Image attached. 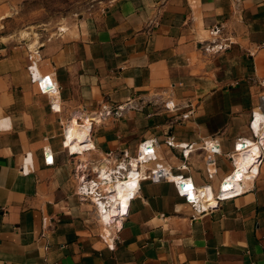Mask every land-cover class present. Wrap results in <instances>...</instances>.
<instances>
[{
  "label": "crops",
  "instance_id": "obj_1",
  "mask_svg": "<svg viewBox=\"0 0 264 264\" xmlns=\"http://www.w3.org/2000/svg\"><path fill=\"white\" fill-rule=\"evenodd\" d=\"M43 44L0 47V264H264V0H115ZM157 164L171 180L140 181ZM231 173L247 190L201 213L172 181L217 194Z\"/></svg>",
  "mask_w": 264,
  "mask_h": 264
},
{
  "label": "rangeland",
  "instance_id": "obj_2",
  "mask_svg": "<svg viewBox=\"0 0 264 264\" xmlns=\"http://www.w3.org/2000/svg\"><path fill=\"white\" fill-rule=\"evenodd\" d=\"M114 1L0 0V47L9 45L27 48L33 37L39 41L35 52L44 45L43 42L67 31L78 19L90 17Z\"/></svg>",
  "mask_w": 264,
  "mask_h": 264
},
{
  "label": "built area",
  "instance_id": "obj_3",
  "mask_svg": "<svg viewBox=\"0 0 264 264\" xmlns=\"http://www.w3.org/2000/svg\"><path fill=\"white\" fill-rule=\"evenodd\" d=\"M219 31H220V29L216 27L215 29L212 30V33L214 35H217L219 33ZM29 70H30L31 75H32V80L34 82H37V84H38V88H39L40 93L52 95V96L58 95L60 93V88H59L58 82L56 81V79L53 76H51L50 74L43 75L42 73L38 72L34 68V64L29 66ZM263 98H264V95H261L260 96V106H261V102H262ZM167 105L169 106V104H167ZM255 119H256V112H254L252 115L250 127L253 131V134H254L253 139L257 142L259 140V135H258V131L256 130V128L254 126ZM242 144L245 147L243 149H246L247 147H249V143L247 142L246 139H239L238 142L234 145V153L241 151L239 148ZM154 145H155V142L153 139L145 140L141 144V146H140L141 153H140L139 158L140 159L143 158L144 160H142V161L148 162L150 160H156L157 159V154L155 152ZM205 148L208 151V155H207L208 176L210 178H212L213 175L216 173V157L215 156L217 154L221 153V146L218 143H212V144L205 145ZM189 153L190 152H188V154ZM45 155H46V162L49 164H53L54 163V154H53L51 148L45 149ZM263 160H264V156L261 158L259 165L261 164V162ZM237 170H238V167H237V164H236V161L234 158V169L232 172H236ZM169 173H170V170L163 168L162 165L157 164V167L155 169H152L149 172H145V175H143V174L140 175V172H138V176H139L140 181L144 180V179H148V178L153 179V181H159V180H163V179L171 180L170 178L166 177L167 175H169ZM258 173H259V169L257 171V175H258ZM231 175H232V173L227 175L222 180V182L219 186L218 193L215 195L217 203L219 201L230 199V198H233L237 195H240L247 190L243 181H241V183H242L240 185L241 189L236 190L238 182H239L238 180H234L233 185H230L229 187H225V182L231 178ZM172 181L175 183V186L177 188L179 195L184 196L186 201L192 205V207L195 211L201 213V212L210 210V208H212L214 206V205L209 204L207 207H203L200 204L202 198L206 194L205 190L207 188H209L208 186H203L201 188L197 187L190 177H184L183 175H178L175 177L173 176ZM87 183H88L87 185H86V183L81 185L80 190H81L82 195L84 193L86 194L88 191L93 192V190H94L93 194L97 195L100 202L104 201V199H105L104 197L106 195H102L99 192L98 187H97L98 182H94V180L91 179V180H87ZM202 189H204V190L202 191ZM96 203H98V202H96ZM98 206H99V203H98ZM106 208H108V207H105V211H106Z\"/></svg>",
  "mask_w": 264,
  "mask_h": 264
},
{
  "label": "bare ground",
  "instance_id": "obj_4",
  "mask_svg": "<svg viewBox=\"0 0 264 264\" xmlns=\"http://www.w3.org/2000/svg\"><path fill=\"white\" fill-rule=\"evenodd\" d=\"M38 44H39V41L38 40H34V38L32 37L31 39H30V41H29V43H28V46L31 48V49H33V51L37 48V46H38ZM256 112V118H257V111H255ZM263 116H264V114H262ZM72 125L73 126H75V127H79L80 129H82V126H80V125H78L77 123H76V121L74 120L73 122H72ZM262 141L261 142H263V144H264V129H263V131H262ZM253 139V138H252ZM264 146V145H263ZM262 148V147H261ZM236 164H237V167H238V169H240V164L239 163H237V161H236ZM102 167V166H101ZM98 171H99V173H102V171L103 170H105L104 169V167H102V168H100L99 166H98ZM248 170L250 171V172H253V173H255L256 172V167L255 168H253V167H249L248 168ZM134 174V173H133ZM103 175V174H102ZM132 175V174H131ZM107 176V175H106ZM241 174H239V173H236V174H234V175H231V178L230 179H228L226 182H225V187H229L230 185H232L234 182V180H239V179H241ZM107 180V181H106ZM103 183H107V182H110L111 181V176H109V177H105L103 180ZM204 189H202V191H203ZM206 194L204 195V197L202 198V200H201V205L202 204H204L205 202V198H207V197H209V196H211L210 195V193H212V195H216L214 192H213V190L211 189V188H207L206 190ZM89 194H93V192H90V191H88L86 194H84V195H89ZM94 197V199H96V197H95V195L93 196ZM215 199H216V196H215ZM113 202V201H112ZM116 203H118V202H113L112 204H116ZM102 204V203H101ZM209 204L208 203H206L205 204V207H207ZM211 205V204H210ZM204 207V206H203ZM116 208V207H115ZM105 211V210H104ZM112 211V210H111ZM109 214H110V212L108 211V209L105 211V215H104V217H111V216H109ZM109 221V220H108Z\"/></svg>",
  "mask_w": 264,
  "mask_h": 264
}]
</instances>
